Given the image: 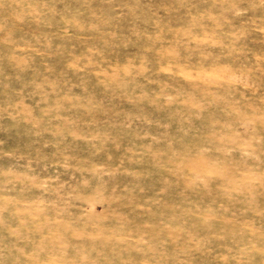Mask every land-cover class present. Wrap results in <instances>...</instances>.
Returning <instances> with one entry per match:
<instances>
[{"label":"rangeland","instance_id":"rangeland-1","mask_svg":"<svg viewBox=\"0 0 264 264\" xmlns=\"http://www.w3.org/2000/svg\"><path fill=\"white\" fill-rule=\"evenodd\" d=\"M0 27V264H264V0H0Z\"/></svg>","mask_w":264,"mask_h":264},{"label":"bare ground","instance_id":"bare-ground-1","mask_svg":"<svg viewBox=\"0 0 264 264\" xmlns=\"http://www.w3.org/2000/svg\"><path fill=\"white\" fill-rule=\"evenodd\" d=\"M40 15H41V14H40ZM36 19H37V18H36ZM36 19H35V20H36ZM0 28H1V27H0ZM160 69H161V67H160ZM191 71H192V70H191ZM43 98H44V97H43ZM151 100H153V98H152ZM150 102H151V101H150ZM154 102H155V101H154ZM150 105H151V104H150ZM21 107H22V106H21ZM25 109H26V108H25ZM198 151H199V150H198ZM187 152H188V151H187ZM185 153H186V152H185ZM191 153H192V152H191ZM191 153H189L190 156H191ZM192 155H193V153H192ZM190 156H189V157H190ZM184 157H185V156H184ZM191 157H192V156H191ZM183 161H184V159H183ZM212 161H213V160H212ZM180 162H181V161H180ZM224 162L226 163V161H224ZM186 163H187V162H186ZM213 163H214V162H213ZM188 166H189V165H188ZM223 166H224V164H223ZM214 168H215V167H214ZM218 168H219V167H218ZM221 168H222V167H221ZM232 168H233V167H232ZM183 169H184V168H183ZM183 169H182V171H183ZM191 169H193V168H191ZM202 169H203V168H202V167H199V165H198V167L194 166V169H193V170H190V171H194V173H195V172L200 171V170H202ZM216 169H217V168H216ZM216 169H214V173H215V174H216V172H217V171L215 172ZM225 169H226V167H225ZM209 170H210V169H209ZM211 170H212V169H211ZM221 170H224V169H221ZM225 171H226V170H225ZM234 171H236V170H234ZM241 171H242V170H241ZM187 172H189V170H188ZM231 172H232V171H231ZM182 173H183V172H182ZM191 173H192V172H191ZM210 173H212V172H210ZM236 173H237V172H236ZM225 175H226V174H225ZM229 175H230V174H229ZM215 176H216V175H215ZM222 176H223V175H221V177H222ZM224 177H225V179H226V176H224ZM224 177H223V178H224ZM224 181H225V180H224ZM169 184H170V183H169ZM169 184H168V185H169ZM222 184H223V183H222ZM222 184H221V185H222ZM227 184H228V183H227ZM170 185H171V184H170ZM206 188H207V187H206ZM217 188H218V187H217ZM221 188H223V187H221ZM224 188H225V187H224ZM216 190H217V189H216ZM224 191H225V190H224ZM239 191H240V190H239ZM239 191H238V192H239ZM207 192H208V191H207ZM221 194H222V193H221ZM255 196H257V194H256ZM222 197H223V196H222ZM227 198H228V197H227ZM255 198H256V197H255ZM227 202H228V201H227ZM256 202H257V200H256ZM220 203H222V202H220ZM218 204H219V203H218ZM224 204H225V203H224ZM221 205H222V204H221ZM229 205H230V204H229ZM222 206H223V205H222ZM226 206H227V205H226ZM176 208H177V207H176ZM220 208H221V207H220ZM217 209H218V208H217ZM221 209H222V208H221ZM219 212H220V211H219ZM219 212H217V213H219ZM211 217H213V216H211Z\"/></svg>","mask_w":264,"mask_h":264}]
</instances>
